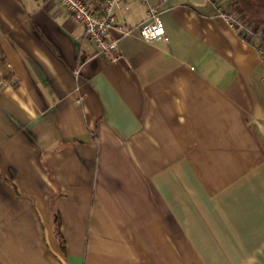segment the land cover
Wrapping results in <instances>:
<instances>
[{
	"label": "crops",
	"instance_id": "1",
	"mask_svg": "<svg viewBox=\"0 0 264 264\" xmlns=\"http://www.w3.org/2000/svg\"><path fill=\"white\" fill-rule=\"evenodd\" d=\"M115 13L108 61L57 0H0V264H264L263 52L217 0Z\"/></svg>",
	"mask_w": 264,
	"mask_h": 264
},
{
	"label": "built area",
	"instance_id": "2",
	"mask_svg": "<svg viewBox=\"0 0 264 264\" xmlns=\"http://www.w3.org/2000/svg\"><path fill=\"white\" fill-rule=\"evenodd\" d=\"M57 1L70 11L76 20L84 25L85 35L94 43L98 54L102 55L108 61H117L121 57L118 51L117 40L108 36L109 30L116 23L115 8L121 0H104L100 11L94 10L90 6L89 0ZM169 1L160 0V3L164 5ZM161 12L162 9L157 6H152L149 9L148 18L138 26L140 36L143 39L153 42L169 41V35L161 18ZM223 15L236 28L237 24L240 28L243 27V24L238 22L233 16L227 13H223ZM130 31L131 29H127L125 33H129ZM261 52L264 54L263 49H261ZM3 82L6 83L7 79H4Z\"/></svg>",
	"mask_w": 264,
	"mask_h": 264
},
{
	"label": "trees",
	"instance_id": "3",
	"mask_svg": "<svg viewBox=\"0 0 264 264\" xmlns=\"http://www.w3.org/2000/svg\"><path fill=\"white\" fill-rule=\"evenodd\" d=\"M217 1L224 13L233 16L243 24L242 28L236 25L242 37L264 50V0ZM56 229L63 243L59 222L56 224Z\"/></svg>",
	"mask_w": 264,
	"mask_h": 264
}]
</instances>
